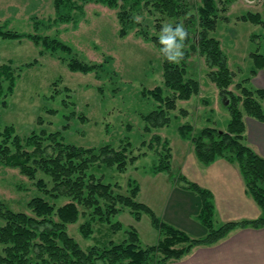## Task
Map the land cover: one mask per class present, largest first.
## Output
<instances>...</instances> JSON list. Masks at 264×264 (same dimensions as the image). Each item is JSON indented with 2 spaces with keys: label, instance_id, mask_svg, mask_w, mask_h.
I'll use <instances>...</instances> for the list:
<instances>
[{
  "label": "rangeland",
  "instance_id": "obj_1",
  "mask_svg": "<svg viewBox=\"0 0 264 264\" xmlns=\"http://www.w3.org/2000/svg\"><path fill=\"white\" fill-rule=\"evenodd\" d=\"M78 4L79 7L69 11L68 18H64L55 11L53 0H0V26L21 34L18 38H0V85L3 91L0 132L5 126H11L20 136L33 130L59 131L64 142L75 145L99 147L109 144L115 149L125 146L128 157L137 155V158L128 162L124 171H118L115 165L100 164L92 165L88 172L111 183L115 193L127 194L137 184L136 199L151 207L161 218L156 209L172 190L160 182L156 173L168 172L178 186L184 183L181 178H185L177 170L174 157L181 149L179 143L190 140L180 136L178 126L188 122L195 131L204 126L225 129L230 114L224 105V97L208 77L203 56L194 53L188 59L187 71L197 78L199 92L187 100L176 101V108L169 111L167 125L147 130L143 115L159 104L147 90L157 85L163 88V95L170 94V90L163 86L158 47L137 29L142 27L155 33V18L159 15L141 8L136 14L141 17V26L128 27L121 36L118 6L93 0ZM218 7L225 9L219 10L220 18L210 34L220 41L228 67L233 72L229 88L238 92L236 83L245 77L248 80L244 84L255 87L249 74L252 67L250 52L264 53V26L241 20L240 16L246 12H259L264 19V0H220ZM223 16L227 19H222ZM165 23L171 24V21L165 18L162 25ZM29 34L55 38L69 50H50L41 41L28 37ZM72 58L101 66L86 73L73 71L68 67ZM1 66L9 69L4 71ZM8 74L13 79L11 86ZM246 115L243 113V118ZM155 134L160 136V141L153 139ZM164 140L170 149V171L153 172V167L167 153ZM39 177L50 185L49 178L41 171L29 178L18 167L0 164V202L12 210L31 213L28 200L35 195H44L36 185ZM48 199L56 205L69 201L66 197L55 201ZM214 216L213 222L218 220ZM86 219L79 215L75 222L67 224L68 234L83 249L95 243L104 246L110 240L119 242L130 226L137 230L142 246L158 239V231L147 213L135 220L124 208L109 221L91 220V232L84 236L80 225ZM115 221L121 223L117 230L111 226Z\"/></svg>",
  "mask_w": 264,
  "mask_h": 264
},
{
  "label": "trees",
  "instance_id": "obj_2",
  "mask_svg": "<svg viewBox=\"0 0 264 264\" xmlns=\"http://www.w3.org/2000/svg\"><path fill=\"white\" fill-rule=\"evenodd\" d=\"M91 0H53L56 12L68 18L71 10L79 7L78 2ZM118 6L117 17L120 22L119 34L123 36L128 27L141 26L133 17L141 8L154 15L155 33L139 27L137 32L150 39L160 53L158 36L162 20L167 18L173 27L182 23L188 31L184 42V58L179 64L169 63L160 53L162 81L164 88L170 94L163 95L162 87L157 85L147 90L157 101L158 107L143 115L147 121L145 128L162 127L170 121L169 111L176 108L177 100H187L199 92V82L193 74L188 73V59L197 53L203 56L208 67L207 75L215 84L218 92L224 97L225 107L230 118L225 129L214 126H204L194 130L193 125L186 122L178 126L182 138L190 140L197 160L208 164L220 157L229 162L237 163L243 177L245 187L261 209L259 216L252 219L228 220L218 225L213 223V204L209 190L197 183L187 181V187L198 192L201 203L198 218L205 227V233L191 236L183 229L167 223L158 217L151 207L136 199L139 186L134 184L129 193L114 192L109 182L102 181L94 173L88 172L92 165H115L118 171H124L128 162H133L137 155L128 157L125 146L115 149L109 144L99 147H85L64 142L59 131H31L20 136L5 126L0 132V164L18 167L20 172L34 178L41 171L49 178L48 186L45 179L39 177L36 185L44 195H35L27 202L31 213L12 210L0 202V264H166L177 260L188 253L194 245L212 244L223 238L237 226L264 225V157L244 142L245 123L243 113L264 122V110L261 99L264 98V88L251 87L244 82L236 83L238 92L229 88L233 72L229 69L227 57L220 41L210 34L216 28L220 0H93ZM119 1L121 3H119ZM226 20L227 17L223 16ZM241 20L260 23L264 19L259 12H246ZM146 27V26H145ZM21 34L16 30L0 26V38H18ZM35 41H41L50 50H69V47L55 38L40 35H27ZM252 67L251 76L264 69V53L250 52ZM101 64L87 63L72 58L68 67L73 71L89 72L96 70ZM2 70L9 69L1 66ZM9 86L13 83L8 74ZM246 80V81H245ZM0 85V96L2 94ZM155 141H160L158 134L153 135ZM167 153L154 167L153 172L170 171V149L164 140ZM101 165V166H102ZM172 175V173H171ZM60 197L69 201L61 205L55 202ZM81 207V209L79 208ZM127 208L139 220L142 213H147L152 225L158 231V239L153 244L142 246L137 230L130 226L125 237L119 242L109 241L104 246L89 245L83 249L77 241L68 234L67 224L75 222L79 215L87 217L80 225L84 236L91 232V220H106ZM113 230L121 227L119 221L111 223Z\"/></svg>",
  "mask_w": 264,
  "mask_h": 264
},
{
  "label": "crops",
  "instance_id": "obj_3",
  "mask_svg": "<svg viewBox=\"0 0 264 264\" xmlns=\"http://www.w3.org/2000/svg\"><path fill=\"white\" fill-rule=\"evenodd\" d=\"M251 82L255 87L264 88V69L258 70ZM261 104L264 108V98ZM243 119L244 142L264 157V122L247 115ZM181 143V149L174 158L177 170L185 176L181 178L184 183L179 186L174 184L176 180L172 181L168 172L156 173L159 174L160 182L172 190V193L162 198L163 201L161 199L162 204L156 209L164 221L191 236L205 233L206 229L198 218L200 196L187 187L185 179L210 191L213 216L218 219L213 222L214 225L260 215L261 209L247 191L237 163L218 157L203 164L197 160L188 140ZM166 264H264V225L237 226L217 242L194 245L188 253Z\"/></svg>",
  "mask_w": 264,
  "mask_h": 264
},
{
  "label": "clouds",
  "instance_id": "obj_4",
  "mask_svg": "<svg viewBox=\"0 0 264 264\" xmlns=\"http://www.w3.org/2000/svg\"><path fill=\"white\" fill-rule=\"evenodd\" d=\"M133 19L139 23L141 17L134 16ZM187 37L188 31L182 23L176 24L175 27L170 23L162 25L158 36L159 44L161 45L160 53L169 63L179 64L183 60L184 42Z\"/></svg>",
  "mask_w": 264,
  "mask_h": 264
},
{
  "label": "water",
  "instance_id": "obj_5",
  "mask_svg": "<svg viewBox=\"0 0 264 264\" xmlns=\"http://www.w3.org/2000/svg\"><path fill=\"white\" fill-rule=\"evenodd\" d=\"M226 103V101H224Z\"/></svg>",
  "mask_w": 264,
  "mask_h": 264
}]
</instances>
